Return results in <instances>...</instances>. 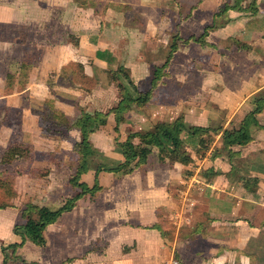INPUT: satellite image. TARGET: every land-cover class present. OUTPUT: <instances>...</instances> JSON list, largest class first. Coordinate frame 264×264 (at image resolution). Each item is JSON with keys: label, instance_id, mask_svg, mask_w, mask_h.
Returning a JSON list of instances; mask_svg holds the SVG:
<instances>
[{"label": "crops", "instance_id": "1", "mask_svg": "<svg viewBox=\"0 0 264 264\" xmlns=\"http://www.w3.org/2000/svg\"><path fill=\"white\" fill-rule=\"evenodd\" d=\"M222 2L231 0H0V31L8 38L1 42L9 43L0 42V53H6L0 55V110L20 115L19 133L36 155L30 166L50 170L49 181L28 165L20 174L0 177V264L3 248L9 252L7 264H264V129L256 127L250 129V143L232 148L238 153L233 158L218 141L215 158L209 152L194 163L196 174L189 166L161 160L152 147L138 168L102 170L97 174L101 190L85 195L47 226L44 246L26 241L13 254L7 249L21 241L14 230L23 224L22 208L46 206L50 194L60 195L65 183L56 170L66 171L68 161L77 165L80 158L78 129L65 137L43 130L64 127L49 107L72 126L83 113L104 114L117 107L121 98L115 81L133 101L147 93L141 107L132 104L118 132L113 114L91 128L92 156L100 151L113 168L123 163L116 139L120 143L128 133L146 132L158 122L173 124L182 117L188 127L225 130L253 114L264 127V0H243L242 12H227L230 21H213ZM123 8L135 13L131 20L138 19L144 32L132 29L121 15L112 20ZM212 25L207 46L179 45L163 71L166 76L152 88L172 36L198 37ZM215 136L220 139L221 133ZM12 137V127L1 123L0 173ZM16 162L3 165L13 169ZM99 167L109 169L105 162L95 166L88 161L81 182L91 187ZM32 175L40 178L39 188L30 189ZM3 181L9 185L2 186ZM30 191L45 203H31ZM170 220L174 227H168Z\"/></svg>", "mask_w": 264, "mask_h": 264}, {"label": "trees", "instance_id": "2", "mask_svg": "<svg viewBox=\"0 0 264 264\" xmlns=\"http://www.w3.org/2000/svg\"><path fill=\"white\" fill-rule=\"evenodd\" d=\"M243 0H231L230 4L225 2L221 10V14H226L230 10L242 9L241 4ZM186 18V17H185ZM184 18H180L179 21H183ZM214 21V18H213ZM215 28L214 25L207 26L204 32L198 37H190L186 40L179 37L177 33L172 36L171 43L169 45V53L159 68L154 71V78L152 81V88L156 87V84L161 78L166 76L163 71L167 70L172 62L173 56L177 51L179 45L188 44L194 42L200 46H207L205 39L209 32ZM119 72V71H118ZM121 72V71H120ZM124 80L128 85L132 86L129 81V77L126 73L122 72ZM121 95V101L117 107L108 111L107 114L94 113V115H88L83 113L81 117L71 126L68 121L64 122V127L76 128L80 131V141L75 146L76 153L80 156L74 175L69 180V184L74 190L73 194L67 198L62 205L57 209H50L48 207H38L34 205H27L24 207L21 213L23 224L15 227V234L20 238V243L9 245L7 249L13 254L18 248L29 241L35 246L42 247L45 244L43 232L47 226L54 224L58 219L67 212H70L75 206L76 202L83 198L85 195L93 197L100 190L99 183L97 181V174L102 170L106 172H119L124 167L133 164L135 168L140 167L146 163L148 156L150 155V147L157 150L158 158L161 160H168L169 164H180L183 166H190L193 164V157L187 151L185 142L182 140L184 135H189L191 139L196 140L198 148L193 149V153L199 158L204 157L205 151L209 148V142L213 140L211 134L217 135L221 133L222 149L228 151V156L233 158L236 154L232 152L233 147L245 146L252 141L250 129L256 127L264 129V127L258 126L253 114L247 115L239 127L225 129L222 128L211 130L203 127H188L184 124L183 118L180 117L174 121L173 124L156 123L150 130L146 132H137L129 134L126 139L120 143H117L118 148L121 150L123 157V163L113 169H105L99 167L94 175V183L91 187H88L85 183L81 182V176L88 172V161L92 156V146L89 141L91 134V128L97 123H101V120L106 118L109 114H113L115 118V132H118V126L124 122V115L129 112L132 104L138 107L142 106L140 100L143 102L148 98V94L139 95V99L133 101L127 94L125 88L121 83L116 84ZM209 137V141L205 143L204 138ZM137 139L138 144H134L133 140ZM30 149L26 146L23 147L19 143L9 142L7 148L2 156L3 163H10L16 157H27ZM24 155H23V154ZM217 153L214 152L212 157L215 158ZM5 163V164H6ZM4 264H7L9 259L6 249L3 248Z\"/></svg>", "mask_w": 264, "mask_h": 264}, {"label": "rangeland", "instance_id": "3", "mask_svg": "<svg viewBox=\"0 0 264 264\" xmlns=\"http://www.w3.org/2000/svg\"><path fill=\"white\" fill-rule=\"evenodd\" d=\"M17 1H19V0H16V2ZM225 2H222L221 3V5L219 6L220 8H218V9H216V11L214 10L213 12V14H212V17L214 18V21H230V19L227 17V13L226 14H221V10H222V8H223V6L224 5H226V4H224ZM97 4H100V3H97ZM112 7V6H111ZM104 9V8H103ZM238 10H240L239 12H242L241 10L242 9H238ZM172 11L174 12V10L172 9ZM122 13H120V11H117L116 13L117 14H115V17L112 19V20H117L116 19V15H121V17L123 16L124 17V19H127V21H130V27L132 28V29H135V30H138L140 33H142V32H144V25H139L138 23H137V21H138V19H136V21H132L131 20V18L132 17H134L135 16V13L132 11V10H128V9H126V8H123V11H121ZM176 12V11H175ZM182 14H184V13H182ZM181 15V14H180ZM39 16V15H38ZM104 17L105 18H107V16H105L104 15ZM122 17V18H123ZM39 20V19H38ZM126 21V20H125ZM124 21V22H125ZM103 22V21H102ZM105 23H110V21H104ZM113 22V21H112ZM118 22V21H117ZM119 22H122V19L120 18V21ZM218 23V22H217ZM36 30H37V27L35 28ZM92 31H94V30H92ZM23 32V34L26 36V33L24 32V31H22ZM5 38H7L6 37V35L5 36H3V32L2 31H0V42L2 41V40H4ZM7 40H8V38H7ZM2 43V45H4V46H7L8 47V45H9V43H7V45H5L4 44V42H1ZM0 47H1V44H0ZM37 47V46H36ZM35 48V47H34ZM26 49H28V52L29 53H31V49H30V47L29 48H26ZM23 52V51H22ZM21 53V52H20ZM168 53V52H167ZM0 55H6V53H0ZM13 55H14V57H16V55H15V53L13 52ZM30 55H32V53L30 54ZM166 56V55H165ZM3 58V57H2ZM2 58H0V59H2ZM159 58V57H158ZM162 58V57H161ZM160 58V59H161ZM14 59H17V58H14ZM164 59H165V57H163L162 58V60L160 61V62H158V63H162L163 61H164ZM12 66H15V65H12ZM16 67V66H15ZM11 76H12V78H10V82H11V79L13 80V75H14V72L12 71L11 72V74H10ZM10 76V77H11ZM122 78V77H121ZM17 83L19 84L18 86L19 87H22L23 86V78H22V76H18L17 77ZM122 80H123V78H122ZM115 83L116 84H118V82L117 81H115ZM117 86V85H116ZM10 88H12V87H8V89L7 90H9ZM116 88H118V87H116ZM125 88V87H124ZM118 97L119 98H121V95H120V91H119V89H118ZM98 101H100L99 99H98ZM89 114H92L93 112V110H94V107L93 106H91V105H89ZM49 110H50V112H51V114L53 115V118L55 119V120H60V122L63 124V125H65L64 124V122L66 121V119H64V116L61 114V113H59V112H57V111H55V110H53L52 108L50 109V107H49ZM111 110V109H110ZM110 110H107L104 114H107L108 113V111H110ZM130 112H132V110H133V106L131 105V107H130ZM47 111V110H46ZM2 111L0 110V113H1ZM48 112V111H47ZM49 112V113H50ZM133 112H136V110H134ZM95 113H99V112H95ZM2 115H3V117L0 119V125H1V123H3L5 126H7V127H9V128H11L12 127V131H13V137L10 139V141H8V143L9 142H16L17 144L19 143L20 145H22L23 147H28L29 149H30V152H29V155L27 156V157H16V158H14L10 163H6V164H12V162H14V163H17L16 161H19L18 163L19 164H15L14 165V167L15 168H9L8 166H6V165H3V164H5V163H3L2 164V167H1V173H0V177L2 176L3 178H5V177H8L7 175L8 174H12V173H16V174H20V172H22L23 170H27V168H26V166L28 165V167L30 166V164H32L33 163V157H35L36 155H34V153H32V148L30 147V146H28V144H27V139L26 138H24L23 137V135H22V132H20L19 133V129H18V122H20V121H18V117H20V115H18V113H16V112H13V111H11L10 109H8V110H6V111H3L2 112ZM47 115V114H46ZM46 115H44V116H46ZM178 118H180V117H178ZM62 119L63 120H65V121H62ZM155 124H153L150 128H149V130L154 126ZM11 126V127H10ZM216 125H212V126H209V127H207V129H211L212 131L213 130H215L216 129ZM6 128V127H5ZM4 128V129H5ZM205 128V127H204ZM43 130H45L48 134H51V133H54V134H56V135H59L60 137H65V136H67V134H68V132H69V130H70V128H67L66 126L65 127H60V128H58V127H56V128H54V127H52V126H49V125H47V126H45L44 127V129ZM44 131V132H45ZM129 134H132V132L131 133H128V135ZM212 135V137H213V140L211 141V142H209L208 144H209V148L205 151V153H204V156L206 155V153H209V152H212V153H214V152H218V149L216 148V145H217V142L218 141H221L222 142V138H220L219 139V137L217 138L214 134H211ZM215 136V137H214ZM209 137L210 136H206L205 138H204V140H205V143L206 142H208L209 141ZM79 140H80V137H79ZM182 140L185 142V146H186V149H187V151H189V149H196V148H198V144H197V141L196 140H191L188 136H186V135H184L183 137H182ZM119 141V140H118ZM118 141H117V139H116V143L114 142V144H115V146H116V149H117V143H118ZM133 143L135 144H138L139 143V141L137 140V139H135V140H133ZM213 145H215V146H213ZM45 149H49V146H45ZM190 153V155L191 156H193L194 158H193V164H191L189 167H191V169H193L192 171H194V170H198V167H197V165H195L194 163H196V162H198L199 160H201V159H199L192 151H190L189 152ZM23 154V153H22ZM24 155V154H23ZM223 155L224 156H227L226 154H224V152H223ZM38 156V155H37ZM41 155H39L38 157H40ZM43 157H44V155H42ZM228 157V156H227ZM78 160H79V158L77 159V161H76V163L78 162ZM105 160V159H104ZM103 160V158H102V156H101V152L100 151H97V150H95V152L93 153V156L91 157V158H89V165L91 164H94L95 166L96 165H99V164H103L104 162L109 166L108 168L109 169H113V167H114V165H110V163L109 162H106V161H104ZM28 161H29V163H28ZM53 161H55V159L53 160ZM2 163V162H1ZM68 163L70 164V167H67L68 169L66 170V171H60V170H56V173L57 174H59L60 175V180L61 181H64V183H65V185H64V191H59V193H60V195H51L50 194V196L48 197L49 199H48V203H47V205L46 206H38V205H34V204H31V205H34V206H38V207H48V208H50V209H57V208H59L58 206L60 205H58V202L60 201L59 200V198H64V199H66L67 197H69L70 195H72L73 194V192H74V190L72 189V187L70 186V184H69V180H70V178L72 177V175H74V172H75V170H76V167H77V165L76 164H74V163H70L69 161H68ZM10 169V170H7V169ZM30 168L31 169H36L37 167H31L30 166ZM194 168H196V169H194ZM38 170H41V171H36V173L35 174H40L41 175V179L42 180H47V181H49V179H46L47 178V176H48V173L50 172V170H48V169H46V168H37ZM30 170V169H29ZM32 172V174H34V171H31ZM65 173V174H64ZM197 172H193V174H196ZM58 176V175H57ZM37 176L36 175H32V178H31V184H30V189L32 188V189H34V188H36V187H38L39 188V186L37 185V179H40V178H36ZM66 179V180H65ZM66 181L68 182V183H66ZM36 182V183H35ZM7 183V184H6ZM40 183V182H39ZM9 185V183L8 182H4L3 181V183H2V186H4V185ZM45 185L46 184H42V186L40 187V188H44L45 189ZM19 188H22V184H20L19 186H17V189H19ZM37 188V189H38ZM62 190H63V186H61L60 187ZM192 189V188H191ZM18 191V190H17ZM198 190H195L194 191V193H196ZM210 191V190H209ZM193 193V192H192ZM199 193V192H198ZM209 194L210 193H207V195L206 196H209ZM15 195H17V194H15ZM42 195V194H41ZM43 196V195H42ZM30 199H31V203L32 202H36V203H45L44 201L42 202V200H39L38 199V197L36 196V195H34L31 191H30ZM44 197V196H43ZM53 197H55V199L53 198ZM45 199V198H44ZM63 199V200H64ZM194 199L195 200H197V195H195L194 196ZM34 200H36V201H34ZM179 200H181V199H179ZM46 201V200H45ZM65 201V200H64ZM64 201H61V204L64 202ZM20 202L22 203V200H20ZM176 202V204L177 205H180V206H182V203L181 202H178V201H175ZM60 203V202H59ZM6 204H8V203H5V205ZM24 208H22V210H23ZM193 209V208H192ZM183 217H182V219H181V222L183 221ZM171 222L169 223V224H167L168 225V227H170V226H172V227H174L173 225V221L172 220H170ZM178 221V219H176V222ZM180 222V221H179ZM176 227H178V224L176 223ZM8 253V255H9V252H7ZM10 258H13V257H10ZM14 260H16V258H14Z\"/></svg>", "mask_w": 264, "mask_h": 264}]
</instances>
